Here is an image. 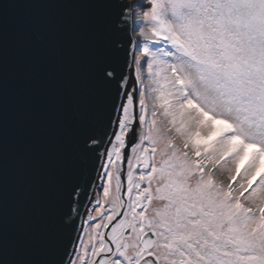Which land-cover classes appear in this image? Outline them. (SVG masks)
Here are the masks:
<instances>
[{
	"label": "snow or ice",
	"instance_id": "obj_1",
	"mask_svg": "<svg viewBox=\"0 0 264 264\" xmlns=\"http://www.w3.org/2000/svg\"><path fill=\"white\" fill-rule=\"evenodd\" d=\"M86 2L110 14L103 112L64 181L84 222L44 264H264V0ZM0 264H27L4 237L2 70Z\"/></svg>",
	"mask_w": 264,
	"mask_h": 264
},
{
	"label": "water",
	"instance_id": "obj_2",
	"mask_svg": "<svg viewBox=\"0 0 264 264\" xmlns=\"http://www.w3.org/2000/svg\"><path fill=\"white\" fill-rule=\"evenodd\" d=\"M3 2L5 244L10 260L44 264L67 225L84 222L69 212L64 181L92 168L78 130L103 112L93 67L108 52L110 14L86 0ZM76 201L74 195L72 207L84 213Z\"/></svg>",
	"mask_w": 264,
	"mask_h": 264
},
{
	"label": "rangeland",
	"instance_id": "obj_3",
	"mask_svg": "<svg viewBox=\"0 0 264 264\" xmlns=\"http://www.w3.org/2000/svg\"><path fill=\"white\" fill-rule=\"evenodd\" d=\"M128 1H129V3L133 2V0H128ZM136 11H138V9Z\"/></svg>",
	"mask_w": 264,
	"mask_h": 264
}]
</instances>
